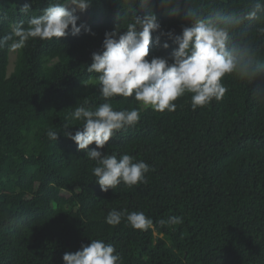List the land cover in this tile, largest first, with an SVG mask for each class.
I'll use <instances>...</instances> for the list:
<instances>
[{
  "label": "trees",
  "instance_id": "1",
  "mask_svg": "<svg viewBox=\"0 0 264 264\" xmlns=\"http://www.w3.org/2000/svg\"><path fill=\"white\" fill-rule=\"evenodd\" d=\"M26 2L32 11L22 14ZM250 2L226 0L225 6ZM48 4L0 0V36L18 20L27 26ZM87 10L78 26L85 23L95 35L82 30L77 36L31 39L15 52L10 72L9 51L0 49V264H64L66 252L91 239L113 244L121 264H264V100L254 95L264 76L252 84L225 76L223 98L195 110L187 93L174 101L175 111L141 109L138 123L115 132L100 151L144 161L151 169L147 182L104 192L92 173L95 161L64 132L82 130V121L70 116L77 105L105 102L98 74L86 69L126 4L92 0ZM151 10L164 31L180 34L182 13L163 16L159 0ZM147 11L138 6L137 14ZM156 35L146 59L168 57L176 47L167 36L157 45ZM258 48L264 59V42ZM93 81L96 86H85ZM107 102L114 110L140 107L133 97ZM49 130L58 133L56 141ZM113 209L143 212L152 223L143 230L126 218L108 225ZM172 216L183 223H168Z\"/></svg>",
  "mask_w": 264,
  "mask_h": 264
},
{
  "label": "clouds",
  "instance_id": "2",
  "mask_svg": "<svg viewBox=\"0 0 264 264\" xmlns=\"http://www.w3.org/2000/svg\"><path fill=\"white\" fill-rule=\"evenodd\" d=\"M126 10L112 31L105 32L100 51L93 52L89 73L98 74L99 92L105 102L94 108L77 105L71 118L82 121V130L64 135L74 141L78 150H84L86 158L95 161L92 173L101 190L107 192L123 183L128 187L146 183L151 170L144 161L123 154L100 151L114 133L134 126L140 120L141 109L175 111L174 101L191 94V107H203L213 100L219 101L227 89L222 83L225 76H233L252 84L264 76V59L258 55V42H264V0H253L249 6L232 8L226 0H216L207 5L201 0H159L160 7L171 10L172 15L182 13L184 24L179 35L164 31L157 15L151 10L153 0H124ZM92 0H49L39 15H32L11 25V31L0 36V49L11 53L23 49L34 38L52 40L69 34L77 36L82 30L95 35L83 22L78 26L77 12L86 11ZM139 8H147L138 15ZM19 11L28 14L31 3H25ZM4 19L0 16V21ZM157 33L155 43L167 36L176 47L168 57L153 56L149 46ZM164 42L162 47L169 48ZM254 95L264 100V86L257 87ZM115 96L133 97L139 108L114 110L109 101ZM88 103L85 100L84 104ZM67 127V125L65 126ZM47 136L57 140L58 133L49 130ZM95 143V148L89 145ZM122 218L134 229H146L151 219L143 212L111 210L106 216L108 225H119ZM162 223L164 221H161ZM168 223H183L182 217H169ZM64 264H121V256L113 244L101 239H91L74 253L66 252Z\"/></svg>",
  "mask_w": 264,
  "mask_h": 264
},
{
  "label": "rangeland",
  "instance_id": "3",
  "mask_svg": "<svg viewBox=\"0 0 264 264\" xmlns=\"http://www.w3.org/2000/svg\"><path fill=\"white\" fill-rule=\"evenodd\" d=\"M77 15L83 19L84 21L87 19L88 16V10L84 11V12H77ZM171 10H164L163 11V16H171ZM14 61H15V53H11L9 52V65L6 68L7 72H10L11 69L14 67ZM97 81H93V82H89V83H85V86H96Z\"/></svg>",
  "mask_w": 264,
  "mask_h": 264
}]
</instances>
